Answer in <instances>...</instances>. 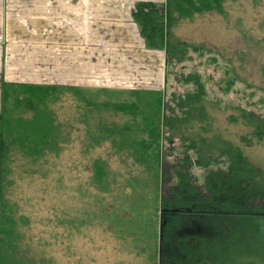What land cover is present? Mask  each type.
I'll use <instances>...</instances> for the list:
<instances>
[{"label": "rangeland", "instance_id": "374dc122", "mask_svg": "<svg viewBox=\"0 0 264 264\" xmlns=\"http://www.w3.org/2000/svg\"><path fill=\"white\" fill-rule=\"evenodd\" d=\"M223 8L173 26L174 39L202 50H190L183 63L164 65L147 92L71 95L47 87H6L4 118L33 121L45 114L59 132L54 151L39 153L35 142L16 135L11 144L3 196L16 224H7L12 252L2 254L3 264H162L164 201L186 157L194 185L205 194L207 171L194 165L198 156L187 148L188 140L208 157L227 144L238 147L264 178V140L253 137L242 116L245 108L264 116V0H227ZM152 64L156 69L159 63ZM191 74L205 83L207 117L198 118L196 109L195 120L170 131L167 120L183 114L180 98L196 90L185 80ZM221 160L213 158L210 169H227L218 165ZM192 219L182 220L179 236L213 222ZM254 221L264 228V219ZM258 253L235 264H264V252Z\"/></svg>", "mask_w": 264, "mask_h": 264}, {"label": "trees", "instance_id": "16d2710c", "mask_svg": "<svg viewBox=\"0 0 264 264\" xmlns=\"http://www.w3.org/2000/svg\"><path fill=\"white\" fill-rule=\"evenodd\" d=\"M226 1L166 0L163 6L150 2L139 3L133 12V20L146 48L165 53L167 67L174 63H183L190 50H202L174 39L173 26L180 19L191 18L195 14L214 11L221 13ZM185 80L189 82L187 84L195 85L196 90L187 99L180 98L177 108L183 114L167 120L170 131L175 130L176 126L188 124L191 119L195 120L193 118L196 115L201 119L207 117L202 105L206 90L201 76L191 74ZM30 93L33 95L32 91ZM6 94L5 85L3 100ZM159 103L161 105V100ZM196 109L201 114L198 112L195 115ZM242 116L245 120L243 122L253 127V137L263 141L264 116L259 112L255 114L253 108L243 109ZM58 129L45 114L28 121L4 118L2 112L0 113V264L4 263L2 254L5 251L6 254L12 252L10 241H5L12 234L7 224H16L8 215L9 205L3 196L4 164L11 144L18 138L27 143L35 142L32 147L39 148L36 150L39 153L52 149L54 151L56 149L53 144ZM188 141L190 143L187 148L196 149L198 156L194 165L207 171L205 194L202 195L194 185L189 174L193 164L186 157L179 165V169L184 172L180 171L177 185L169 189V197L164 201L163 209L168 214L161 237L162 264H235L242 256L248 260L252 254L264 252V237L260 236L264 228L254 221L264 219V178L248 164L238 147L227 144L224 152L216 155L210 151L211 157H208L207 154H202V147H198L196 141ZM22 148L24 149L23 146ZM213 158L222 159L217 161L218 165L225 163L227 169L216 167L211 170L209 166ZM185 210H190L191 214L183 213ZM189 216L193 217L192 221H205L202 218H208L213 222H205L206 230L199 233L193 231L179 236L177 233L182 231V220Z\"/></svg>", "mask_w": 264, "mask_h": 264}, {"label": "crops", "instance_id": "0c3cea01", "mask_svg": "<svg viewBox=\"0 0 264 264\" xmlns=\"http://www.w3.org/2000/svg\"><path fill=\"white\" fill-rule=\"evenodd\" d=\"M148 2L166 0H0V113L5 85L71 95L154 89L165 53L146 48L133 20Z\"/></svg>", "mask_w": 264, "mask_h": 264}]
</instances>
